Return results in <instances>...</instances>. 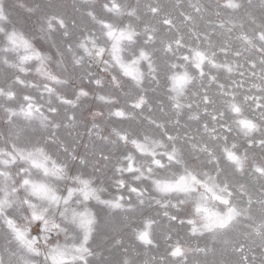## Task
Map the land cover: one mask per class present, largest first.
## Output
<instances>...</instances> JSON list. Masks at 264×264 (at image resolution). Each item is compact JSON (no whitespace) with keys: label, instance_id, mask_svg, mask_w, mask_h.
Here are the masks:
<instances>
[{"label":"snow or ice","instance_id":"obj_1","mask_svg":"<svg viewBox=\"0 0 264 264\" xmlns=\"http://www.w3.org/2000/svg\"><path fill=\"white\" fill-rule=\"evenodd\" d=\"M251 3L252 0H248L249 6ZM83 4L87 6V17L98 25L99 34L89 32L75 43L70 39L75 22L70 26L63 15L52 12H42L37 17L33 35L50 41L56 49V54L61 57L57 61L59 71H56L49 66L52 58L34 46L32 38L18 27L19 22L13 21L6 0H0V67L6 73H12L10 81L0 85V107L3 108L4 123L9 126L8 135L0 142V231L3 232L4 252L0 255V264H103L102 254L93 248L100 231V220L89 208L92 201L108 214L121 215L125 220L155 207L157 215H162L170 226L187 224L192 236L211 241V246L205 244L195 248L179 241L169 244L166 256L171 259L167 264H190L189 258L194 255L207 258L215 253L217 243L240 254L243 264H249L245 244L226 237L239 231L245 240H259L264 250V160L249 163L248 155L255 149L264 153V21L251 34L244 30L242 23L237 24L231 19L210 22V29L201 33L196 30L197 17L181 11L182 20L177 24L172 13L157 3L145 5V15L150 14L163 27L144 23L142 31H138L131 20H141L139 3L128 5L119 0H104L101 7L110 18L97 15L94 0H83ZM15 6L29 15L40 11L39 4L31 7L21 0H17ZM190 7L200 14L199 19H204L203 5L192 3ZM222 7L230 10V15H236L245 9V4L243 0H224ZM261 9L264 10V0H261ZM247 16L256 23L250 13ZM124 17L130 22L122 23ZM180 25L187 28L186 33ZM234 29H239L235 36L238 47L233 44ZM57 35L63 45L57 42ZM216 36L222 39L214 42ZM189 39L199 43L189 45ZM185 48L187 54L181 51ZM155 51L182 62L166 60V87L171 93L169 99L173 111L165 122L145 115V111L151 113L153 110L145 94V82L148 80L157 86L160 83ZM245 53L249 55L245 56ZM219 54L237 59L220 62ZM106 55L108 59H105ZM241 57H244V63L239 62ZM66 59L73 69L90 68L93 63L102 65L101 71L111 77L109 83L114 89L121 90L124 83H130L135 92L128 106L130 110L115 107L118 101L112 96L96 98L115 108L109 110L110 117L120 122L143 117L148 125L159 130L161 138L154 139L147 133L141 136L139 131L115 127L104 134L97 122L103 112L92 111V125L86 128L92 143V159H89L87 144L84 145L85 152L80 153L64 141L59 130L78 127L76 110L82 99L90 96L83 87H73L71 75L67 74ZM32 62H35L39 77L35 81L25 78ZM141 65H146L147 70L141 71ZM190 68L195 69V73L190 72ZM212 70L226 72L236 88H243L245 81L234 79L233 73L245 77L247 71L255 79L247 92L238 93L221 83ZM87 74L90 83L97 88L104 87L101 78L93 77L91 72ZM197 84L202 93L193 91L192 94L199 97L193 110V103H182L181 99L189 86L196 89ZM213 85L220 98L219 106L209 95ZM18 89H34L38 96L20 94ZM201 106L203 115L210 118V122L201 120ZM245 106L258 112L259 116H246ZM45 108L49 115L42 110ZM184 109L189 110L190 121L202 123L207 142H197L187 135H173L168 130V123L180 125ZM233 125L237 134L244 138L246 148L243 152L237 143L228 144ZM30 130H39V139H34ZM96 141L117 150L123 149L113 165L117 194L108 199L100 195L103 188L94 186V180L82 174L90 165L100 171L101 162L107 166L113 158L110 152L103 150L97 154ZM221 141L223 145L217 150ZM53 149L63 155L64 160L54 157ZM73 166L79 171L70 175ZM245 176L253 177L259 184L258 195L254 196L248 184L242 182ZM185 205L191 208L188 218L180 215ZM157 223L155 218L146 217L141 225L132 227L137 245L144 249L158 247L154 235ZM34 226L37 227L35 235ZM165 239L170 241L172 237L167 235ZM123 244V240L117 238L112 247H123ZM124 251L128 249L124 248ZM122 264L134 262L125 258ZM259 264H264V259Z\"/></svg>","mask_w":264,"mask_h":264},{"label":"rangeland","instance_id":"obj_2","mask_svg":"<svg viewBox=\"0 0 264 264\" xmlns=\"http://www.w3.org/2000/svg\"><path fill=\"white\" fill-rule=\"evenodd\" d=\"M8 3L12 19L14 22H19L18 27L25 31L29 37L32 38V42L34 46L40 50L43 54L51 57L50 67L53 70L59 71L57 68V61L61 59L60 56L56 54V49L52 46L50 41L40 38L39 36H34V26L37 20V17L41 15L42 12H52L63 15L65 19L69 22V25L75 22L76 27L71 28V37L70 39L75 43L78 39L81 38L82 35H87L89 32L95 31L98 32V25H95L90 18L85 14L87 10V6L83 4V0H21V2L26 3L27 6L35 7L36 4L40 5V11L33 15H29L25 12L24 9H20L16 7L17 0H6ZM119 2L128 4V5H136L139 3V15L141 16L140 21L131 20V23L134 27L137 28L138 31H142L144 23L155 24L158 28H162V25H159L156 20H153L149 15H145L147 9L145 5L147 4H161L164 6L167 12H171L172 16L176 20L177 24L180 23L182 17L179 16L181 11L186 13H191L196 19V30L203 33L208 31L212 26L210 22L219 23L221 21H227L229 19L234 20L237 24H243L244 30L251 32L262 22L264 21V10L261 9V0H252L251 6L248 5V0H243L245 4V9L241 11V13L236 15H230V10L222 7L224 0H119ZM104 0H94L95 11L98 16H102L105 18H110L109 14L103 12L102 4ZM192 3H199L203 5L205 11L203 12L204 19H199V15L195 13V11L190 7ZM178 5V7H177ZM216 13H219L217 15ZM247 13H250L251 16L255 19L256 23L253 24L247 16ZM130 19L127 17L122 18V23H128ZM183 32H187V28L183 25H180ZM239 33V29H234L233 36V44L234 46H239V41L235 40V36ZM214 42L218 39H222L219 36L213 38ZM57 42L63 45V41L59 35L56 36ZM189 45L195 46V44L199 43L194 39L188 40ZM205 45H201L204 47ZM158 47V42H157ZM183 54H187V49L181 50ZM82 54V52H81ZM249 55L245 53V56ZM255 58V55L253 56ZM87 61V58H85ZM105 59H108L107 55ZM175 61L176 63H182L181 61L175 60L174 57L166 58L165 54L160 51L154 52V60L159 69V85L152 84L150 81L146 80V96L149 100V104L152 107V112L148 113L145 111L146 116H151L152 118L165 122L169 120V117L172 115L171 104L172 101L169 99L171 93L167 90V77H166V60ZM218 59L220 62H223L225 59L229 61L237 59L234 56H228L227 58L223 54H219ZM240 63H244V57L239 58ZM65 64L68 66L69 73L72 79V85L74 88L83 87L85 90L90 92V96L82 99L81 106L76 110V115L78 117V127L75 130H67L61 129L59 130L60 136L66 141L68 144L77 148V151L80 153L85 152L84 145H88V153L89 159L91 157L92 151V143L89 141L88 136L86 135V128H90L92 125V118L90 112L92 111H102L103 117L98 118L97 122L100 124L101 129L104 134H107L112 130V128L124 129L130 132L139 131L141 136L144 133H147L149 136L154 139H159L160 132L159 130L154 129L152 126L148 125L147 121L143 119V117H137L135 121H124L120 122L115 117L109 116V110H115L112 105H107L103 101L98 100L96 97L100 95H109L117 99L118 103L115 107L125 108L126 110H130L128 106L132 102V98L135 95V92L132 90L130 83H124V87L121 90L114 89L109 81L111 77L101 71L102 65H98L93 63L90 68L87 66L85 68L73 69L71 64L65 60ZM30 71L25 76L28 80H38L39 77L35 72V62H32L29 66ZM245 69H247V64H245ZM146 65H141V71H146ZM182 70V69H181ZM190 72L195 73V69L190 68ZM214 74L218 75V79L221 83H225L230 88L234 89L238 93L247 92L248 88L251 86L253 81V77H251L250 72L246 71L245 77H240L238 73H233V78L236 80L243 79L245 81L243 88H236V85L231 83V80L228 78V74L221 70L219 73L216 70H212ZM88 72H91L93 77L101 78L104 81L103 88H97L94 83L89 82ZM12 73L2 67H0V85H4L6 81H10ZM124 78H122L123 80ZM71 91L70 89L68 90ZM138 91V90H137ZM193 91H200L199 85L197 84L196 89H192V86H189V90L186 92L184 98L181 99L182 103H193V110H195V101H198L199 97L194 96ZM255 91V90H253ZM20 94L31 93L33 96H38V93L34 89H18ZM209 95L217 100V106H219L220 98L216 96L215 85L209 89ZM240 96H238V99ZM39 103H44L43 100H39ZM15 106V105H13ZM163 109V111H161ZM45 115H49L45 109ZM211 107L209 111H211ZM188 109H184V112L180 116V125L175 126L173 123H168V130L173 134H179L181 137L185 135L189 137H194L197 142H207L208 137L203 131L202 123L199 121H190L188 119L187 113ZM201 120L204 122H210V118L203 115V106H201L200 110ZM244 114L250 118H257L259 116L258 112L252 111L250 108L245 106ZM228 123H231L229 120ZM233 132L228 134V144L229 146L235 142L238 145L240 152H243L246 148V144L244 142V138L237 134L235 131V126L233 125ZM9 126L4 123V112L3 108L0 107V142L8 135ZM69 131H71V135H69ZM29 134L34 139H39L40 131H29ZM94 139V138H93ZM183 143V141H181ZM223 145V141L220 142V145H217V150L219 147ZM130 147V146H129ZM103 150L106 153L110 152L113 156L110 162H107V166H105V162H101L100 171L94 170V168L90 165L87 169L83 170V175L85 178L91 177L94 180V186L103 188L104 191L100 192L102 198L108 199L117 194L116 187L114 184L113 177V165L117 163V157L120 156V153L123 149L117 150L116 148L104 146L100 144L99 141H96V152ZM54 157L59 160H64V156L60 153L56 152L54 149L52 150ZM187 153V147L185 148ZM249 163L253 161L259 163L264 160V153H261L259 149H255L253 151H249ZM79 169L75 166L72 167L70 171V175L77 174ZM242 182L248 184L249 191L253 193V195H258L259 184L254 180L251 176H245L242 178ZM136 183V182H133ZM147 184L148 182H144ZM61 191L63 188L61 187ZM133 199H135L133 197ZM89 208L97 214L100 220V231L96 236V239L93 243V248L100 252L101 260L103 264H122L125 258L134 262V264H167V261L170 260V257L166 256L168 245L174 244L179 241L181 244L195 248L197 246L203 247L205 244H209L211 246V241L206 237L192 236L189 232L190 226L187 224L180 225L176 223L175 225H169L165 218L162 215H157L156 209H144L142 212H137L133 214V216L129 220H125L123 216L116 214H108L107 210L103 209L101 206L97 205L94 201L90 202ZM161 213L163 210H160ZM175 211V210H172ZM191 212L190 205L183 206L180 215L184 218H188ZM146 217L155 218L158 223L154 225L155 228V239L158 244V247L151 249H144L142 246L137 245L134 241L131 229L132 227L141 225L142 219ZM37 232V227H33V234L35 235ZM167 235H171L172 239L166 240L165 237ZM120 238L123 240V247H115L113 248L114 239ZM229 240H233L235 242L244 243L245 244V254H247L249 259V264H259L261 259H264V250L261 249L259 240L253 242L252 240H245L244 237L240 234L239 231L235 233H230L227 237ZM56 237L53 236V240ZM61 240L63 237L60 238ZM124 248H127L128 251L125 252ZM0 255H4L3 252V232L0 231ZM253 257H255V261H253ZM190 264H243L241 260V256L238 253L232 252L230 249H225L223 244L217 243L216 251L214 254H210L207 258L201 256H191Z\"/></svg>","mask_w":264,"mask_h":264}]
</instances>
